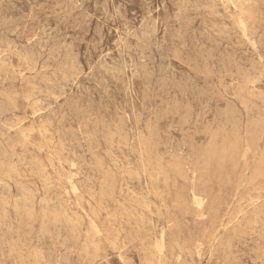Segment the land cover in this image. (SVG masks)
<instances>
[{"label":"rangeland","instance_id":"rangeland-1","mask_svg":"<svg viewBox=\"0 0 264 264\" xmlns=\"http://www.w3.org/2000/svg\"><path fill=\"white\" fill-rule=\"evenodd\" d=\"M0 264H264V0H0Z\"/></svg>","mask_w":264,"mask_h":264},{"label":"bare ground","instance_id":"bare-ground-1","mask_svg":"<svg viewBox=\"0 0 264 264\" xmlns=\"http://www.w3.org/2000/svg\"><path fill=\"white\" fill-rule=\"evenodd\" d=\"M258 39H259V38H258ZM257 41H258V40H257ZM259 45H260V44H259ZM100 85H101V84H100ZM65 87H66V86H65ZM67 87H69L68 84H67ZM151 87H152V86H151ZM103 95H104V94H103ZM105 106H106V105H105ZM69 119H70V118H69ZM2 122H3V121H2ZM2 122H1V123H2ZM27 122H28V121H27ZM98 135H99V134H98ZM159 140H160V139H159ZM135 143H137V142H135ZM16 161H17V160H16ZM14 171H15V170H14ZM14 171H13V172H14ZM3 175H4V174H3ZM7 180H8V179H7ZM31 181H32V180H31ZM130 183H131V182H130ZM32 187H33V186H32ZM4 188H5V187H4ZM19 194H20V193H19ZM5 207H6V206H5ZM18 209H19V208H18ZM13 211H14V210H13ZM8 212H9V211H8ZM150 215H151V214H150ZM20 218H21V217H20ZM9 220H10V219H9ZM216 238H217V237H216ZM145 244H146V243H145ZM146 246H148V245H146ZM37 248H38V247H37ZM37 259H38V257H37ZM98 262H99V261H98Z\"/></svg>","mask_w":264,"mask_h":264}]
</instances>
